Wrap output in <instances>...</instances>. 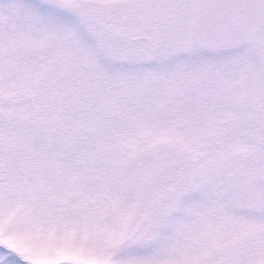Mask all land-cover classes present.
<instances>
[{"label":"snow or ice","instance_id":"snow-or-ice-1","mask_svg":"<svg viewBox=\"0 0 264 264\" xmlns=\"http://www.w3.org/2000/svg\"><path fill=\"white\" fill-rule=\"evenodd\" d=\"M225 72L264 100V0H0V228L87 229L101 192L114 198L201 79ZM249 235L231 264H264V223ZM0 264L69 262L0 242Z\"/></svg>","mask_w":264,"mask_h":264},{"label":"rangeland","instance_id":"rangeland-1","mask_svg":"<svg viewBox=\"0 0 264 264\" xmlns=\"http://www.w3.org/2000/svg\"><path fill=\"white\" fill-rule=\"evenodd\" d=\"M172 128L123 169L114 198L101 192L87 229L30 238L3 227L0 242L30 261L39 244L69 264L77 253L103 264L108 252L116 264H231L264 223V100L251 80L204 78Z\"/></svg>","mask_w":264,"mask_h":264}]
</instances>
